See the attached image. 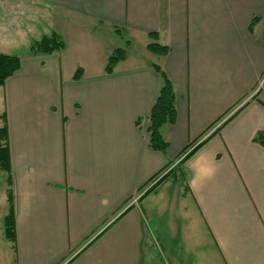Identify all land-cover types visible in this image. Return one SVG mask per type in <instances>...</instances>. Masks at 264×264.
<instances>
[{"label": "crops", "instance_id": "0c3cea01", "mask_svg": "<svg viewBox=\"0 0 264 264\" xmlns=\"http://www.w3.org/2000/svg\"><path fill=\"white\" fill-rule=\"evenodd\" d=\"M22 6L0 0V52L9 39L30 48L52 32L65 45L28 49L0 85L10 154V173L0 169V264H200L208 258L200 223L211 261L215 246L220 264H264V144L254 139L264 132V0H48L26 6L27 27ZM116 48L126 54L108 72ZM155 64L176 93L164 151L151 147L148 131L164 83ZM9 189L15 242L5 232ZM176 212L188 217L183 230ZM147 223L156 227L152 242Z\"/></svg>", "mask_w": 264, "mask_h": 264}, {"label": "trees", "instance_id": "16d2710c", "mask_svg": "<svg viewBox=\"0 0 264 264\" xmlns=\"http://www.w3.org/2000/svg\"><path fill=\"white\" fill-rule=\"evenodd\" d=\"M65 45L64 40L56 32L51 34H45L41 38L34 40L30 46L31 53H51L56 50H60ZM149 48L160 55H165L169 47L167 45L160 44L158 42L149 43ZM126 51L124 48H116L110 54L106 66V70L111 72L116 63L125 57ZM21 64V57L17 54L0 52V85H3L6 79L11 76ZM155 67L161 71L158 64ZM81 69L79 68L75 73V78L81 76ZM162 72V71H161ZM164 75V83L161 86L156 101L152 107L149 116L148 131L150 133V145L152 148L164 151L168 146V141L165 139L162 129L167 124H172L176 120V93L172 81L162 72ZM244 104L238 107L233 113L224 118L219 125L212 130H205L197 138L191 140L187 146L181 151L179 162L172 166L165 168L161 172L154 174L149 182L143 187L142 196L151 192L161 182L170 177L177 168L181 167L183 163L196 152L203 144H205L213 135L218 133L221 128L231 120L242 108ZM256 141L264 144V132L260 131L254 138ZM0 169L10 173V154L8 143V126L7 123L0 124ZM10 182V181H9ZM8 199L10 202V211L5 217L6 227L5 232L7 238L12 242L16 239L15 219L13 211V193L12 190H8Z\"/></svg>", "mask_w": 264, "mask_h": 264}, {"label": "rangeland", "instance_id": "374dc122", "mask_svg": "<svg viewBox=\"0 0 264 264\" xmlns=\"http://www.w3.org/2000/svg\"><path fill=\"white\" fill-rule=\"evenodd\" d=\"M48 0H21V3H22V11H23V13H21V18H20V22L23 24V27H27L28 26V22H30V20H29V17L28 16H26V12H25V10H26V8L29 6V5H31V4H33V3H35V2H47ZM27 6V7H26ZM44 23H46V21H44V20H42V22L40 23V24H44ZM40 26H42V25H39V27ZM10 29V28H9ZM14 30V29H13ZM42 37V36H41ZM40 37V38H41ZM25 38H27V37H25ZM30 39H32V38H30ZM6 41V40H5ZM6 42H8L6 45V50H7V53H10V54H17V55H22V54H25L26 52H27V50L29 49V47H28V45L29 44H27V42L28 41H25V39L23 38L22 40H19L18 39V37L17 38H15V39H9L8 41H6ZM179 158H177L176 160H175V162H173L170 166H169V168L170 167H172V166H174V165H176L178 162H179ZM1 172V171H0ZM0 181H1V173H0ZM144 190L142 189L141 191H140V193L138 194V195H141L142 194V192H143ZM138 197V196H137ZM136 200V199H135ZM174 221H176L177 222V228L178 229H180V230H183V228H185V225H186V222H187V220H188V217L187 216H183V215H181V214H179L178 212H176V214L174 215V217L172 218ZM151 222V221H150ZM184 223H185V225H184ZM179 224V225H178ZM197 224V223H196ZM167 225V224H166ZM165 225V226H166ZM168 226V225H167ZM146 228H147V232H148V237H149V239L151 240V242H152V240L153 239H155L156 238V227L154 226V224L151 226H149V224L147 223L146 224ZM188 228V227H187ZM193 228V227H192ZM196 229H197V243H199L198 245L199 246H202V247H206V249H207V251L205 252L206 254H207V256H208V258H205L204 256H202V257H200L199 258V263L200 264H220L219 263V261H218V257H217V253H216V251H215V246L213 247V249H212V251H213V259H212V261L210 260L211 258H210V248L209 247H211V246H208L207 244H206V242L208 243V244H210V242H211V239H210V237H209V235H207V233H205L204 231H203V229L204 228H202V225H201V223L199 224V226H198V224H197V226H196ZM169 230H170V232H173V228H171V227H169ZM205 230V229H204ZM178 235V234H177ZM176 235V236H177ZM173 236V235H172ZM201 243L203 244V245H201ZM201 247H199V249H200ZM100 250H101V248H99ZM202 254V253H201ZM200 256V255H199ZM208 259V260H207ZM191 261L193 262V259L191 258ZM103 262H105V260L103 261ZM207 262V263H206Z\"/></svg>", "mask_w": 264, "mask_h": 264}, {"label": "built area", "instance_id": "2783aa9c", "mask_svg": "<svg viewBox=\"0 0 264 264\" xmlns=\"http://www.w3.org/2000/svg\"><path fill=\"white\" fill-rule=\"evenodd\" d=\"M261 85H262V82H261Z\"/></svg>", "mask_w": 264, "mask_h": 264}]
</instances>
